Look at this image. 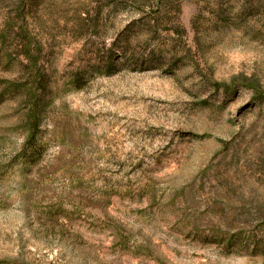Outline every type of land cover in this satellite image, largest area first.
<instances>
[{
  "label": "rangeland",
  "instance_id": "374dc122",
  "mask_svg": "<svg viewBox=\"0 0 264 264\" xmlns=\"http://www.w3.org/2000/svg\"><path fill=\"white\" fill-rule=\"evenodd\" d=\"M0 264H264V0H0Z\"/></svg>",
  "mask_w": 264,
  "mask_h": 264
},
{
  "label": "trees",
  "instance_id": "16d2710c",
  "mask_svg": "<svg viewBox=\"0 0 264 264\" xmlns=\"http://www.w3.org/2000/svg\"><path fill=\"white\" fill-rule=\"evenodd\" d=\"M40 83V85H42V83L41 82H39ZM28 85V83L26 84V86ZM30 101H32V99L30 98Z\"/></svg>",
  "mask_w": 264,
  "mask_h": 264
}]
</instances>
